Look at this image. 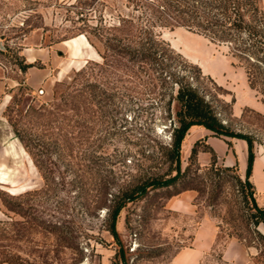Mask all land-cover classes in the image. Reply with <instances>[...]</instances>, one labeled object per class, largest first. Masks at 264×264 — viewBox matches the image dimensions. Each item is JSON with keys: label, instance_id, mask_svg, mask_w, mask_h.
Returning a JSON list of instances; mask_svg holds the SVG:
<instances>
[{"label": "rangeland", "instance_id": "obj_1", "mask_svg": "<svg viewBox=\"0 0 264 264\" xmlns=\"http://www.w3.org/2000/svg\"><path fill=\"white\" fill-rule=\"evenodd\" d=\"M150 2L0 0V80L6 82L0 115L19 148L12 158L3 155L13 171L9 181L0 176V220L13 217L19 234L28 229L16 241L0 237L6 254L18 253L31 264H122V248L127 264H171L200 218L211 215L219 226L217 242L200 264H234L221 254L229 238L250 244L254 263L264 264V241L247 222L250 210L240 186L246 184L237 170L218 163V171L207 169L190 159V131L181 144L180 170L170 156L178 125L175 95L187 80L225 125L252 135L255 149L264 148L262 53L240 56L232 52L235 43L185 26H159ZM252 2L264 10L262 0ZM151 32L166 42L167 54L154 43L152 56H142L154 41ZM80 34L97 52L95 59L75 66L64 61L39 87L26 83L20 67L27 61L25 48ZM195 185L202 190L193 217L167 206L170 197ZM119 201L114 234L112 212ZM8 202L20 213L8 211Z\"/></svg>", "mask_w": 264, "mask_h": 264}, {"label": "trees", "instance_id": "obj_2", "mask_svg": "<svg viewBox=\"0 0 264 264\" xmlns=\"http://www.w3.org/2000/svg\"><path fill=\"white\" fill-rule=\"evenodd\" d=\"M150 3H152L151 5H153V8L158 14L159 26H185L209 37L213 41H228L230 43H235V51H232L234 54L236 53L240 56L244 55L254 57L253 54H257L256 52L262 53L261 57H258L257 59L264 63V10L257 4H254L252 0H245L242 4L235 0H151ZM242 6H247L246 10L242 11ZM247 14H249V17H247ZM150 34L151 37L148 38H153L154 41L144 49L145 51H142V56L144 58L152 56L149 49L154 43L161 45L163 47V54H167L170 48L167 46L166 42L164 40L157 39L156 35L152 32ZM243 34H245L247 38L252 41L251 44H248L246 41L247 38H244ZM237 41L240 43H237ZM253 46L256 47L257 51L252 50ZM34 65L35 62H27L24 60V64L20 67L22 70L27 71L29 67ZM175 100L179 105V109L177 111L178 125L173 131L170 156L176 160L178 170H180L181 144L192 127L202 126L210 129L217 136L224 138H241L246 140L248 144L246 177L242 178L240 176L235 165L222 166L226 170L236 169L239 181L242 182V179L244 180L246 185L240 186L243 191L244 201L247 202L248 209L250 210L247 222L253 226V233L264 241V234H262L257 228L261 222H264V207L257 204L254 186L249 180L252 164L256 155V139L250 134L234 131L229 126L225 125L218 117L217 111L212 103L207 100L205 96L199 92L197 87L192 85V83L188 80L179 83ZM199 142L202 141L198 140L193 144L189 158L196 159L197 161V154L200 150L211 151L213 153L212 163L210 166L208 165L205 167L207 169L214 167L218 171L219 168L215 167L216 159L214 151L203 142V147H199ZM228 143L231 145V141H228ZM213 186L221 187V185ZM186 189H195L199 193V191L202 190V186H189L183 190ZM246 189L247 191H245ZM138 190L143 192L145 190L144 185L139 186ZM125 196H129V194H125ZM11 199H15V197H11ZM247 200L250 202L248 203ZM4 204L8 211L20 213L13 204L9 202ZM121 206L122 203L119 201L112 212V227L114 234H116L115 223ZM24 214V216H26V213ZM11 219V221L5 222L0 220V237L10 238L12 241H16L19 236L24 232H27L28 229L24 226L23 232L21 234L17 233L15 226L18 222L14 221L13 217H11ZM25 222L28 223L27 220ZM7 224L13 227L10 231L11 233L6 231V228H8ZM4 232L9 234H4ZM21 236L24 237L25 234ZM6 253L7 252L0 250V263L8 262L11 264H31L28 258H22L18 253ZM120 255L122 257V264H127L122 248L120 249Z\"/></svg>", "mask_w": 264, "mask_h": 264}, {"label": "crops", "instance_id": "obj_3", "mask_svg": "<svg viewBox=\"0 0 264 264\" xmlns=\"http://www.w3.org/2000/svg\"><path fill=\"white\" fill-rule=\"evenodd\" d=\"M264 4V0H262ZM27 62H40L42 66H31L26 71V83L32 87H39L45 79L52 77V69L56 68L59 72L63 62L74 63L80 65L81 59H95L98 54L90 44L86 36L80 34L73 38L63 40L53 45H42L38 48L27 47L24 49ZM66 56H60L63 54ZM65 57V58H64ZM63 67V70L69 66ZM63 73V72H62ZM235 85L234 80L230 81ZM5 84L0 80V108L4 99ZM249 89L255 90L248 84ZM234 90V87H232ZM235 98L239 97L236 89L234 90ZM236 113H240L234 109ZM5 133V135H4ZM10 129L7 123L4 122L0 115V176L10 179V174L13 171L11 165L3 162V155L9 158L13 154H18L19 148L17 143L13 141L9 135ZM190 141L187 150L190 154L193 144L200 140L208 145L215 153L216 163L226 166H236L238 173L242 178L246 177L248 164V144L246 140L241 138H224L215 135L210 129L202 126H196L190 130L188 135ZM231 141V145L228 143ZM10 142V144H9ZM19 144L20 141L18 140ZM256 155L252 164V170L249 180L254 186L256 202L259 206L264 207V148H256ZM5 152V153H4ZM16 158V156H15ZM213 153L208 150H200L197 154V161L201 166H208L212 163ZM5 181L4 184L9 182ZM2 183V182H1ZM12 192V191H11ZM198 192L195 189H186L180 193L170 197L167 201V206L179 212L188 218L193 217L197 211L196 199ZM4 213L0 209V218ZM258 230L264 234V222L258 225ZM219 226L216 219L211 215H205L200 218L197 226L192 231V237L188 246L179 249L173 257L171 264H200L201 260L210 253L217 242ZM222 258L225 261L234 264H255L247 245L237 238H229L222 247Z\"/></svg>", "mask_w": 264, "mask_h": 264}]
</instances>
